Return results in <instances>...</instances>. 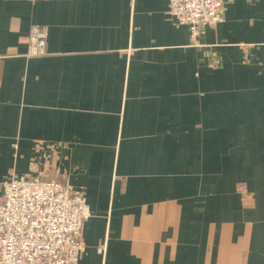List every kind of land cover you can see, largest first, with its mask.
I'll return each mask as SVG.
<instances>
[{"label":"crops","instance_id":"crops-1","mask_svg":"<svg viewBox=\"0 0 264 264\" xmlns=\"http://www.w3.org/2000/svg\"><path fill=\"white\" fill-rule=\"evenodd\" d=\"M224 2L194 39L169 0H0V195L83 192L78 264H264V0Z\"/></svg>","mask_w":264,"mask_h":264},{"label":"built area","instance_id":"built-area-1","mask_svg":"<svg viewBox=\"0 0 264 264\" xmlns=\"http://www.w3.org/2000/svg\"><path fill=\"white\" fill-rule=\"evenodd\" d=\"M224 9V0H169V14L194 39L202 27L222 23ZM46 37L47 27L34 25L28 54H45ZM90 216L83 192L55 180L11 176L0 195V264H78Z\"/></svg>","mask_w":264,"mask_h":264},{"label":"rangeland","instance_id":"rangeland-1","mask_svg":"<svg viewBox=\"0 0 264 264\" xmlns=\"http://www.w3.org/2000/svg\"><path fill=\"white\" fill-rule=\"evenodd\" d=\"M3 183H4V181L2 182L1 188L3 187Z\"/></svg>","mask_w":264,"mask_h":264}]
</instances>
